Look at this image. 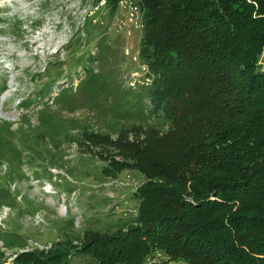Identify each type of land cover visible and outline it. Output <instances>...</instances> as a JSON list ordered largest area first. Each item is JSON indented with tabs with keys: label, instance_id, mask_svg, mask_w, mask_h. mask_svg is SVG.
Listing matches in <instances>:
<instances>
[{
	"label": "trees",
	"instance_id": "trees-1",
	"mask_svg": "<svg viewBox=\"0 0 264 264\" xmlns=\"http://www.w3.org/2000/svg\"><path fill=\"white\" fill-rule=\"evenodd\" d=\"M123 1L95 0L109 18ZM130 1L153 74L143 95L149 105L134 115L154 122L129 121L114 133L84 125L72 134L75 120L43 107L38 133L27 140L44 149L32 153L61 166L62 143L110 144L123 161L112 159L106 177L127 167L145 176L134 192L136 217L77 234L98 264H264V0ZM45 85L42 94L50 92ZM124 104L113 113L123 114ZM7 239L6 250L15 251L8 256L0 246V264L12 257V264H69L72 256L73 237L50 248H30L13 232Z\"/></svg>",
	"mask_w": 264,
	"mask_h": 264
},
{
	"label": "rangeland",
	"instance_id": "rangeland-1",
	"mask_svg": "<svg viewBox=\"0 0 264 264\" xmlns=\"http://www.w3.org/2000/svg\"><path fill=\"white\" fill-rule=\"evenodd\" d=\"M99 5L95 0H0V246L4 250L12 232L14 238H26L30 248H50L73 237L69 264H98L81 249L84 240L76 239L77 234L112 231L138 214L134 192L145 176L127 167L117 177H106L104 170L112 159L123 161L112 145L62 143L61 166H53L43 152L32 153L44 146L34 147L27 140L28 134L38 133L43 107L59 120H75L72 134L84 125L114 133L129 121L154 122L153 117L134 115L141 105H149L143 95L153 81L150 66L141 57V16L127 1L113 18ZM93 74L103 78L100 85L89 80ZM4 85L8 89L2 93ZM44 85L49 87L47 94L41 92ZM59 95L64 102L57 99ZM28 98L31 104L24 105ZM121 101L126 109L118 116L113 109ZM64 103L66 109L61 107ZM14 154L17 157L11 160ZM14 251L8 248L6 254ZM156 258L164 255L157 252ZM12 259L2 264H12Z\"/></svg>",
	"mask_w": 264,
	"mask_h": 264
},
{
	"label": "built area",
	"instance_id": "built-area-1",
	"mask_svg": "<svg viewBox=\"0 0 264 264\" xmlns=\"http://www.w3.org/2000/svg\"><path fill=\"white\" fill-rule=\"evenodd\" d=\"M124 1H127L128 7H129L130 9H132L133 12H135V14H139V15H140V12H139L138 7L135 6V5H133L132 1H130V0H124ZM124 1H123V2H124ZM123 2H122V4H123ZM140 16H141V15H140Z\"/></svg>",
	"mask_w": 264,
	"mask_h": 264
}]
</instances>
